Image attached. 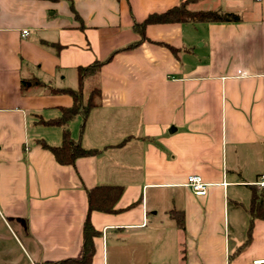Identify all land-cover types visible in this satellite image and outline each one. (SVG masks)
Returning <instances> with one entry per match:
<instances>
[{"label": "crops", "instance_id": "0c3cea01", "mask_svg": "<svg viewBox=\"0 0 264 264\" xmlns=\"http://www.w3.org/2000/svg\"><path fill=\"white\" fill-rule=\"evenodd\" d=\"M188 1L244 16L135 29ZM96 62L81 89L101 103L69 130L98 153L60 164L51 122L73 105L61 90ZM263 175L264 0H0V264L80 260L100 185L123 193L116 213L91 215L92 264H250L264 259Z\"/></svg>", "mask_w": 264, "mask_h": 264}, {"label": "trees", "instance_id": "16d2710c", "mask_svg": "<svg viewBox=\"0 0 264 264\" xmlns=\"http://www.w3.org/2000/svg\"><path fill=\"white\" fill-rule=\"evenodd\" d=\"M190 1L182 4L179 7H174L162 14H153L148 16L141 24H136L135 29L143 33L147 25L153 22L163 23H235L242 21L241 15L231 11L209 10V11H193L188 8ZM136 45V44H135ZM101 67L100 62L86 67L79 68L80 72V87L78 90H61L69 93L73 98V105L70 108L63 109L62 116L52 121L51 123L60 125L63 128V144L61 147L49 148L55 156L57 162L63 165H73L77 158L94 156L98 153L97 150H86L80 145H75L71 138L69 123L77 115H81L85 120L89 111L101 103V94L98 89H94L87 102L83 101L82 94V79L90 74L95 73ZM52 91H56L53 89ZM259 191L256 198L252 200L253 210L257 212L255 216L264 218V188ZM123 193L121 186L100 185L95 186L87 191L88 211L83 224V256L80 260L66 259L55 264H92V259L95 254L94 239L99 236V232L95 229L91 221L93 212L101 213H116L115 206ZM177 223L182 226L180 217L177 218ZM253 219H251V226Z\"/></svg>", "mask_w": 264, "mask_h": 264}, {"label": "built area", "instance_id": "2783aa9c", "mask_svg": "<svg viewBox=\"0 0 264 264\" xmlns=\"http://www.w3.org/2000/svg\"><path fill=\"white\" fill-rule=\"evenodd\" d=\"M28 34V30L23 31V37H26ZM186 185L197 197H203L207 195L208 184L205 183L203 178L199 175L189 176ZM257 185L261 188H264V175L262 176L261 180L257 182ZM250 264H264V259L254 260Z\"/></svg>", "mask_w": 264, "mask_h": 264}, {"label": "rangeland", "instance_id": "374dc122", "mask_svg": "<svg viewBox=\"0 0 264 264\" xmlns=\"http://www.w3.org/2000/svg\"><path fill=\"white\" fill-rule=\"evenodd\" d=\"M246 7H247V9L250 8L249 5H247ZM238 13H239L241 16H244V11H240V10H239ZM245 13H246V12H245ZM6 255H7V250H6L5 248H4V249H1L0 258H1V257H4V256H6ZM16 256H19V257H20L19 254H16Z\"/></svg>", "mask_w": 264, "mask_h": 264}]
</instances>
